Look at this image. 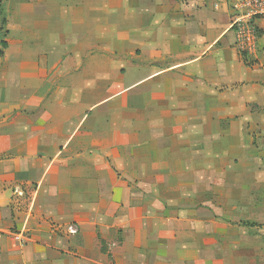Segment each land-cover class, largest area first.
I'll return each mask as SVG.
<instances>
[{"label":"crops","instance_id":"0c3cea01","mask_svg":"<svg viewBox=\"0 0 264 264\" xmlns=\"http://www.w3.org/2000/svg\"><path fill=\"white\" fill-rule=\"evenodd\" d=\"M216 1L0 0V264H264V17Z\"/></svg>","mask_w":264,"mask_h":264},{"label":"built area","instance_id":"2783aa9c","mask_svg":"<svg viewBox=\"0 0 264 264\" xmlns=\"http://www.w3.org/2000/svg\"><path fill=\"white\" fill-rule=\"evenodd\" d=\"M222 6L234 13L232 29L237 36L238 51L245 57L253 56L258 49V22L264 17V0H217L215 9Z\"/></svg>","mask_w":264,"mask_h":264},{"label":"trees","instance_id":"16d2710c","mask_svg":"<svg viewBox=\"0 0 264 264\" xmlns=\"http://www.w3.org/2000/svg\"><path fill=\"white\" fill-rule=\"evenodd\" d=\"M1 45H3L4 48L7 47L6 43L5 42H1Z\"/></svg>","mask_w":264,"mask_h":264}]
</instances>
